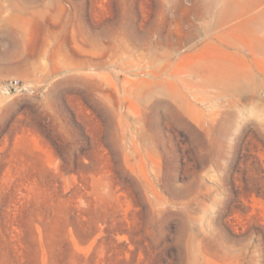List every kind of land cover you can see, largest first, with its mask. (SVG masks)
<instances>
[{"label":"rangeland","instance_id":"obj_1","mask_svg":"<svg viewBox=\"0 0 264 264\" xmlns=\"http://www.w3.org/2000/svg\"><path fill=\"white\" fill-rule=\"evenodd\" d=\"M0 264H264V0H0Z\"/></svg>","mask_w":264,"mask_h":264},{"label":"built area","instance_id":"obj_2","mask_svg":"<svg viewBox=\"0 0 264 264\" xmlns=\"http://www.w3.org/2000/svg\"><path fill=\"white\" fill-rule=\"evenodd\" d=\"M20 87H21L20 81H18L16 79H12V80L9 81V83L6 84L4 89L7 92H12L13 90H17Z\"/></svg>","mask_w":264,"mask_h":264}]
</instances>
